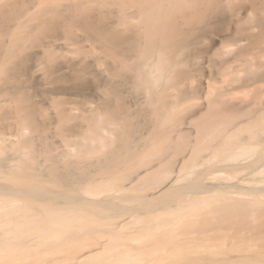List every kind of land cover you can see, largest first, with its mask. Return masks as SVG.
<instances>
[{
	"label": "bare ground",
	"instance_id": "bare-ground-1",
	"mask_svg": "<svg viewBox=\"0 0 264 264\" xmlns=\"http://www.w3.org/2000/svg\"><path fill=\"white\" fill-rule=\"evenodd\" d=\"M216 255L264 264V0H0V264Z\"/></svg>",
	"mask_w": 264,
	"mask_h": 264
},
{
	"label": "rangeland",
	"instance_id": "rangeland-1",
	"mask_svg": "<svg viewBox=\"0 0 264 264\" xmlns=\"http://www.w3.org/2000/svg\"><path fill=\"white\" fill-rule=\"evenodd\" d=\"M194 123H195V122H194ZM191 128H192V129H190V131L195 132V131L197 130V129H196V128H197V127H196V124H193ZM218 230H219V229H218ZM215 232H216V231H215ZM216 233H218V232H216ZM229 243H230V242H229ZM229 255L233 257L232 259H237V258H235V257H237V253H230ZM204 256L206 257V255H204ZM230 256H229V257H230ZM205 257H204V258H205ZM206 258L208 259V256H207ZM209 258H210V257H209ZM214 258L217 259V260H215ZM224 258H227V256L225 257V256H223V255H222V256H221V255H216L215 257H214V256L212 257V259H214V260H215L216 262H218L219 264H220L221 261L224 262V261L227 260V259L224 260ZM210 259H211V258H210ZM221 264H222V263H221Z\"/></svg>",
	"mask_w": 264,
	"mask_h": 264
}]
</instances>
